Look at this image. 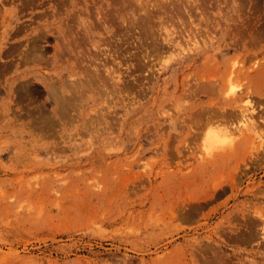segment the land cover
I'll list each match as a JSON object with an SVG mask.
<instances>
[{"label":"rangeland","instance_id":"rangeland-1","mask_svg":"<svg viewBox=\"0 0 264 264\" xmlns=\"http://www.w3.org/2000/svg\"><path fill=\"white\" fill-rule=\"evenodd\" d=\"M0 264H264V0H0Z\"/></svg>","mask_w":264,"mask_h":264},{"label":"bare ground","instance_id":"bare-ground-1","mask_svg":"<svg viewBox=\"0 0 264 264\" xmlns=\"http://www.w3.org/2000/svg\"><path fill=\"white\" fill-rule=\"evenodd\" d=\"M142 3H143V2H142ZM145 7H146V6H145ZM100 10H101V9H100ZM163 10H164V9H163ZM163 13H164V12H163ZM132 16H133V15H132ZM139 16H140V15H139ZM75 17H76V16H75ZM130 22H131V21H130ZM143 29H144V28H143ZM144 33H145V32H144ZM109 35H110V34H109ZM109 43H110V42H109ZM68 44H69V43H68ZM107 54H108V53H107ZM111 59H112V58H111ZM96 68H97V67H96ZM71 70H72V69H71ZM69 72H70V71H69ZM230 72H231V71H230ZM231 74H232V73H231ZM231 74H230V75H231ZM71 76H72V75H71ZM228 76H229V75H228ZM91 77H92V76H91ZM69 78H70V77H69ZM92 78H93V77H92ZM97 81H98V80H97ZM77 84H78V83H77ZM207 84H208V83H207ZM81 85H82V84H81ZM96 85H97V84H96ZM200 86H201V85H200ZM194 88H195V87H194ZM202 88H203V87H202ZM199 90H200V89H199ZM200 110H201V109H200ZM198 111H199V110H198ZM241 112H242V110H241ZM244 114H245V113H244ZM208 116H209V115H208ZM242 118H245V119H246V118H247V115H246V116L243 115ZM249 118H250V117H249ZM241 122H242V121H241ZM243 123H244V120H243ZM212 138H213V137H212ZM212 138L210 137V139H212ZM215 139L217 140V138H215ZM219 139H220L221 142H223V141L226 140V139H224V138H223V139L218 138V140H217L218 142L215 140V141H216L215 144H216L217 146H222L223 143L220 144L221 142H219ZM222 140H223V141H222ZM213 141H214V140H213ZM215 141H214V142H215ZM226 141H227V140H226ZM226 141H225V143H227V142H229V141L231 142L232 140H229V141H227V142H226ZM218 144H220V145H218ZM224 145H225V144H223V146H224ZM221 148H224V147H220L219 149H221ZM210 151H211V150H210Z\"/></svg>","mask_w":264,"mask_h":264}]
</instances>
